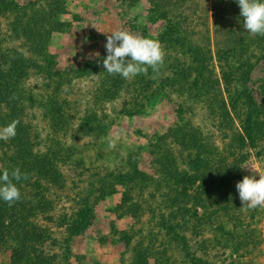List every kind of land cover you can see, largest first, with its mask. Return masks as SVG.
I'll use <instances>...</instances> for the list:
<instances>
[{"label":"rangeland","instance_id":"1","mask_svg":"<svg viewBox=\"0 0 264 264\" xmlns=\"http://www.w3.org/2000/svg\"><path fill=\"white\" fill-rule=\"evenodd\" d=\"M195 1L150 14V0H0V82L19 84L0 92V128L19 122L0 169L28 174L19 201L0 199V264H264V208L236 188L264 172V46L233 51L240 10ZM119 29L161 43L158 73L106 72ZM177 55L201 59L196 80ZM210 77L218 91L197 96Z\"/></svg>","mask_w":264,"mask_h":264},{"label":"clouds","instance_id":"2","mask_svg":"<svg viewBox=\"0 0 264 264\" xmlns=\"http://www.w3.org/2000/svg\"><path fill=\"white\" fill-rule=\"evenodd\" d=\"M237 2L240 7V17L243 18V28L252 36H264V0H237ZM106 34L107 56L103 60V65L107 73L131 79L140 74L147 75L149 70L153 73L160 71L166 53L159 41L125 29ZM18 123L12 121L0 128V139L14 138ZM251 169L253 174L245 175L236 184V188L242 207L254 210L264 208V172ZM27 179L28 174L22 173L20 168L0 169V199L9 206L19 201L22 196L20 182Z\"/></svg>","mask_w":264,"mask_h":264},{"label":"trees","instance_id":"3","mask_svg":"<svg viewBox=\"0 0 264 264\" xmlns=\"http://www.w3.org/2000/svg\"><path fill=\"white\" fill-rule=\"evenodd\" d=\"M181 1L182 2H186L187 0H181ZM150 3H151L150 14L156 12L155 10H159L162 13L163 10H166V9H169V8L173 7L175 5V3H177L179 5L180 0H150ZM193 4L196 5L197 1L193 0ZM197 6H196V8H197ZM212 6H214L219 11H223L225 14H227L228 12H231V11L238 10V9L240 10V7L238 5L237 0H214V2L212 3ZM239 20L242 21L243 18L240 17ZM181 25H182L181 22H177V25H175L177 27L174 29L175 34H177V36H179V37H181L180 34H182V32L184 31ZM184 33L186 34V32H184ZM237 33H238V35H237ZM231 34L234 37H232V38L229 37L228 40L230 42V48L233 51L234 50H238V49L244 50L245 45L247 43V40L249 42H253L256 46H264L263 45L264 36H260V35L252 36L245 29H242L240 27H239L238 31H236V29L234 31H231ZM175 39L176 38H173V40H175ZM176 41H178V39H176ZM188 44H190V46H193L191 43H188ZM195 46H196V44H195ZM177 60H178V62H177V71L180 72L179 67L185 68V72L182 74L183 77L185 78L184 83L186 84V82H191V80H196L195 76H196V73H198V70H196L197 69L196 68V63H197V65H199L201 59L199 58V60L196 61L195 58H192V60L182 61V57L180 58L179 55H177ZM204 68H206V70L211 75L212 70L210 69L209 65L205 64ZM5 71L9 72L8 70H5ZM182 75L179 74V76L181 77L180 80L182 79ZM0 77L4 78V77H6V74L2 73L0 75ZM11 77L15 78L13 72L11 74ZM210 81H211V83H210ZM18 85L19 84L17 83V81L15 82L14 80L10 81L8 84H5L4 82H0V92L6 91V93H7V94H4V97H5L4 99H8L10 97V95H11V92L13 90H17L18 89ZM155 86L157 88H159L160 90L165 88V87H163V84H159V85L156 84ZM194 87H195L194 89H196L194 91H195V94L197 96L198 95L201 96V95L206 94V93H216V91H218V89L213 85V79L211 77H210L209 82H207L205 80V81L202 82V85H200V86L195 85ZM212 89H216V90L212 91ZM6 103H9V105H10V101L6 102ZM187 134L190 135V133H187ZM201 162H202V159H201ZM225 166L227 168L231 167V165H227V164H225ZM200 167L202 168L203 166H199V168ZM215 172L216 173H215L214 179L218 180L219 178H221V175H223V173L221 174V171H219V172L215 171ZM216 175H218V176H216ZM224 175H225V173H224ZM139 177L140 176L138 174L134 173V174H129L127 179L129 181H135ZM183 177H185V176L184 175H179L178 177H171V181L169 180L170 176L168 177L167 180L164 179L166 181H170V183L171 182H175V186H174L173 189L178 187L177 189L174 190L175 193H176L175 197H178V192L180 191V186L179 185H184L185 184V182L183 180ZM150 179H152V177H149L147 174L143 173V183L146 184L148 182H151ZM159 179H160V177H159ZM160 180L163 181V179H160ZM227 181H228V176L226 174L225 182H227ZM180 183H182V184H180ZM191 184L192 183H189V186H191ZM179 198H180V196H179ZM161 223L164 226L163 228H166L167 231L170 232L171 235H173V236L175 235L174 231L176 230V225L174 224V222H173V220L171 218H162L161 219ZM176 237H177V235H176ZM178 237H180V241H181V244L183 245V247H186L187 246L186 237L185 236H178ZM199 261H202V259H199Z\"/></svg>","mask_w":264,"mask_h":264}]
</instances>
